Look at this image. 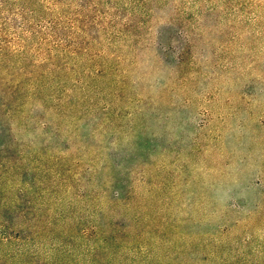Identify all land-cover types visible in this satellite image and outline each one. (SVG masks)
<instances>
[{
  "label": "rangeland",
  "instance_id": "obj_1",
  "mask_svg": "<svg viewBox=\"0 0 264 264\" xmlns=\"http://www.w3.org/2000/svg\"><path fill=\"white\" fill-rule=\"evenodd\" d=\"M0 264H264V0H0Z\"/></svg>",
  "mask_w": 264,
  "mask_h": 264
}]
</instances>
